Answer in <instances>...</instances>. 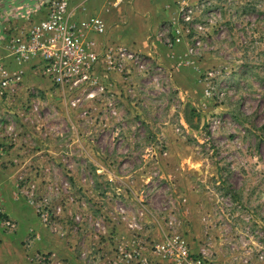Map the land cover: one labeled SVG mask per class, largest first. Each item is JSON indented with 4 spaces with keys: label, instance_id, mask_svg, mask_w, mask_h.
I'll use <instances>...</instances> for the list:
<instances>
[{
    "label": "rangeland",
    "instance_id": "obj_1",
    "mask_svg": "<svg viewBox=\"0 0 264 264\" xmlns=\"http://www.w3.org/2000/svg\"><path fill=\"white\" fill-rule=\"evenodd\" d=\"M190 5L192 21L181 12L178 21L188 29L191 66L153 58L146 76L116 92L114 85L116 116L97 105L94 126L72 125L81 113L52 86L30 85L26 100L19 91L11 100L7 117L24 121L39 103L44 117L64 119L62 151L49 160L72 184L69 212L79 207L86 219L63 240L69 248L111 257L124 245L151 264H169L155 246L175 233L193 254L204 248L220 264H264V0ZM56 99L60 112L51 108ZM69 148L89 156L63 158ZM90 216L104 219V229Z\"/></svg>",
    "mask_w": 264,
    "mask_h": 264
},
{
    "label": "built area",
    "instance_id": "obj_2",
    "mask_svg": "<svg viewBox=\"0 0 264 264\" xmlns=\"http://www.w3.org/2000/svg\"><path fill=\"white\" fill-rule=\"evenodd\" d=\"M121 4L122 0L114 2L115 7ZM40 10L43 17L38 21L30 20L34 12ZM75 10L70 0H46L45 3L38 4L33 13H28L27 19L30 23L26 30L10 32L4 48L15 67H10L0 56V108L2 104L14 106L12 101L17 94L15 87L22 83L25 69L30 68L50 82L70 109L81 113V121L84 124H96L93 115L97 111V105H104L110 118L117 115V102L112 91L114 77L118 75L127 85L133 79L146 76L154 59L138 50L111 41H98V36L107 35L105 20L99 16L84 21L78 20ZM180 12L184 22L192 21L194 9L190 0L184 1ZM187 31L184 26L176 28L168 43L172 45L180 42ZM189 53L192 54L193 49H189ZM9 110H0V127L15 139V123L11 119L3 122V118L7 117L6 113H12V109ZM29 112L30 115L26 119H31L32 115L34 119H41L39 103H33ZM41 135L43 139L51 138L50 129H42ZM75 137L77 141H81L79 134ZM72 149L61 153L63 158L89 156L83 148L80 151ZM5 154L6 150L0 145V162ZM67 170L72 172V166H67ZM63 171L56 165L44 168L32 165L17 176L16 194L33 208L41 224L52 235L71 241V237L79 232L86 219L79 207L74 213L68 210L69 206L75 203V197L71 192V182L60 176ZM0 217L6 230L17 229V223L5 217L2 207ZM89 221L100 231L104 229V219L93 221L90 216ZM134 226L137 227V224ZM38 239L39 235L32 232L27 248L31 249ZM120 246L114 249L111 257H104L99 250H88L80 245L75 247L72 244L70 249L79 261L86 264H134V261L135 264H151L140 258L139 253L128 252L124 245ZM155 253L169 264H220L204 248L197 255L193 254L187 241L175 233L162 244L156 245ZM29 260L32 264L66 263L54 251H36L30 255Z\"/></svg>",
    "mask_w": 264,
    "mask_h": 264
},
{
    "label": "crops",
    "instance_id": "obj_3",
    "mask_svg": "<svg viewBox=\"0 0 264 264\" xmlns=\"http://www.w3.org/2000/svg\"><path fill=\"white\" fill-rule=\"evenodd\" d=\"M184 1L123 0L118 7L114 5L115 0H70V3L76 8L75 15L78 20L84 21L94 15L105 20L107 35L98 36V41H111L138 50L152 58L163 59L169 67L175 63H180L182 67H190L194 57L189 53L187 37L184 35L180 42L172 45L168 43L175 29L181 28L178 20ZM23 2L29 3L28 5L34 3L33 0H0V56L13 68L15 64L11 58H8L4 46L11 31L19 32L29 27L30 22L27 19L26 6L22 5ZM41 11H35L30 20H40L43 17ZM178 73L179 71L174 73L175 78H179ZM37 76L33 70L25 69L22 85L20 83L15 87L22 95V99H27L25 89L30 85L45 91L51 88L46 80ZM114 78L116 92L122 79L118 75ZM181 82H183L182 77L179 84ZM59 101L60 99H56L51 102L52 110L59 112L63 110H59L63 108V104ZM9 109L14 107L2 104V112H8ZM9 117L16 119L14 122L17 137L13 139L12 135L0 127V145L6 150L0 162V207L4 209L5 217L15 221L18 227L13 231L6 230L0 217V264H32L29 257L36 251H54L66 261L65 264H83L75 258L68 244L52 235L41 224L33 208L16 194L17 176L20 172L32 165L50 167L53 162L49 159H58L62 151L60 143L65 141V135L59 136L63 135L64 119L47 118L42 114H40L41 119L32 117L25 121L14 115ZM9 117L3 118V122L6 123ZM69 122L77 126L84 124L81 123V119ZM47 128L50 129L51 138L42 140V129ZM32 232L38 234L39 239L34 242L31 249H28L27 243Z\"/></svg>",
    "mask_w": 264,
    "mask_h": 264
},
{
    "label": "trees",
    "instance_id": "obj_4",
    "mask_svg": "<svg viewBox=\"0 0 264 264\" xmlns=\"http://www.w3.org/2000/svg\"><path fill=\"white\" fill-rule=\"evenodd\" d=\"M45 1H46V0H33L34 3H33L32 5H31V4L28 5L29 3H26V4H25V2H23L22 5L26 6V7H25L26 10H27V13H26V14L28 15V13H33V11L35 10V7H36L38 4L40 5L42 2L45 3ZM27 5H28V6H27ZM26 10H25V11H26ZM28 10H29V11H28Z\"/></svg>",
    "mask_w": 264,
    "mask_h": 264
}]
</instances>
